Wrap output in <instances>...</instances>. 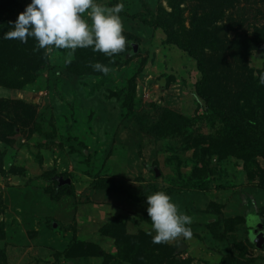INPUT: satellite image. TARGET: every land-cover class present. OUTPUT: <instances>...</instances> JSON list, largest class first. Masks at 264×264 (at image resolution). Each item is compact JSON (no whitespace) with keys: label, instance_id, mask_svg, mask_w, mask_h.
Masks as SVG:
<instances>
[{"label":"rangeland","instance_id":"374dc122","mask_svg":"<svg viewBox=\"0 0 264 264\" xmlns=\"http://www.w3.org/2000/svg\"><path fill=\"white\" fill-rule=\"evenodd\" d=\"M217 1L122 0L129 44L108 57L37 51L34 38L9 54L20 41L3 35L31 0H0V105L11 104L4 110L16 127L0 140V264H232L241 247L264 264L243 221L264 218V156L254 152L264 117L254 121L256 95L242 86L248 69L257 81L264 74V0H223L234 8L221 6L226 17L210 26L229 43L211 67L234 64V53L246 68L208 84L237 108L231 120L213 117L197 94L198 60L169 41L170 24L192 34L195 12ZM232 14L244 22L229 27ZM97 61L108 75L90 67ZM248 120L261 138L242 137ZM155 191L193 217L191 238L152 242L146 200Z\"/></svg>","mask_w":264,"mask_h":264},{"label":"clouds","instance_id":"9594fccd","mask_svg":"<svg viewBox=\"0 0 264 264\" xmlns=\"http://www.w3.org/2000/svg\"><path fill=\"white\" fill-rule=\"evenodd\" d=\"M124 7L122 0L113 6L97 0H31L11 22V30L4 33L3 39L27 43L29 38H34L35 50L43 49L46 53L91 48L113 57L124 52L129 44L120 15ZM90 67L104 75L111 71L108 65L98 61ZM259 82L264 85V77ZM146 204L152 225L148 234L154 244L191 238L193 217L181 211L170 194L152 192L147 195ZM249 239L256 241L257 234L250 233Z\"/></svg>","mask_w":264,"mask_h":264},{"label":"trees","instance_id":"16d2710c","mask_svg":"<svg viewBox=\"0 0 264 264\" xmlns=\"http://www.w3.org/2000/svg\"><path fill=\"white\" fill-rule=\"evenodd\" d=\"M220 1H221V3H219ZM222 1L223 0H218L217 2H214V3L218 4L217 6H220L219 8H213V9H210L209 11L204 10L206 12L204 14H200V15H198L195 12L196 17H195L194 23H193L194 29L192 30V32H193L192 34L186 33L184 30H181L180 28L177 29V26L174 24L169 25V28H170L169 29V36H170L169 41L171 42L170 44L177 45L179 48L187 51L191 56H193L194 58H196L198 60V68L201 72V80L198 81V83H197L198 84L197 88H196L197 94L200 95V97H202L203 99H207L210 102V108L217 115V116H213L215 118L227 116V114L232 109H234L235 107H233L232 104H228L225 100H223V101L215 100L216 96L214 97L213 92L210 93L207 91V88L209 87L208 84H222V82H221L222 80L225 79L226 81H228L227 78H230L233 76H236V80H237L238 76L240 74L239 69H241V70L246 69L244 67L243 62L239 61L238 56L234 53L231 54V59L234 60V64H227V65H225L227 67L223 66L221 69H219V65H216L213 62V65L215 67H211L212 57L217 56L218 58L223 59V58H225L224 52L228 53L226 50L229 49V47H228L229 43H226L227 39H222L220 34L217 32L218 31L217 29H215V30H217L216 31L217 33H215V31H213V30H210L211 24H214L216 20L219 21L220 19H224L226 17L225 8L221 7V6H225L226 4H222ZM235 3H236V1H230L226 5V8H234ZM201 6H204V5L201 4ZM237 13H239V12L237 11ZM237 17H238V15H234V14H232L230 16L227 15V22H228L229 27L233 28L234 26L241 25V23L244 22L243 18H237ZM175 27L177 30L175 29ZM261 30L262 29L258 28V31L261 32L260 34H263L262 33L263 31H261ZM260 40L261 41L263 40V42H264V38L260 39ZM11 44L12 45H10L9 48L7 49L9 54H10L9 49H14L16 52H18L19 49H25L23 46L29 45V43L25 44L22 42H19V43L12 42ZM207 45H211L210 48L208 49L209 54H207V52L205 50V48L208 47ZM233 47L235 48L234 45H233ZM2 52L3 51L0 50V57H2V55H5V53H6L5 51H4V53H2ZM227 61H228V59H226V62ZM230 63H232V62H230ZM223 68H224V70H223ZM249 74H250V77L248 79ZM242 77L245 78L246 84L245 83L242 84L241 79L239 81V84H242V86L244 87L243 89H245L246 91H249L250 93L254 92V94L256 95V100H255L256 103H254L252 105L251 111L253 112L252 117H254V115L256 114L253 119H254V121H257L258 117H264V85L260 84V82H259L260 79H258V81L256 79H254L253 74L249 69H248L247 73H245L244 75L242 74ZM263 77H264V74H263ZM234 99L236 101L234 104H237L238 103L237 98L234 97ZM6 102L1 103V105H0V140L3 138L2 137L3 133L15 132L14 130L16 128L13 125L14 122L11 121V123H10V120H7L8 118H6V116L8 114L7 115L5 114L4 109H8V106L11 108V104H8ZM216 103H218V104H216ZM17 109H18V107H17ZM235 109H237V108H235ZM259 111H260V114H259ZM4 114H5V116H4ZM5 118H6V120H5ZM231 119H232V117L229 118V115H228L227 120H231ZM246 123L247 124L244 126L243 129L240 128V133H242L241 135L243 138H246L245 137L246 134H250V135L255 134L254 136H259V137L261 136L260 134H258L257 132L254 131L255 126H251V123L249 120L246 121ZM200 140L204 141V138L200 139ZM246 145H247L246 149H248V150L251 149L247 143H246ZM262 145H260L261 147L257 148L254 152L256 154L264 156V149L262 148L264 145L263 146ZM210 154L211 153H209V155ZM253 216L254 217L257 216L260 219V224L258 223L255 226H252L250 224L251 213L243 218V221L247 227L249 235H250V233H253L256 229H258V232L261 230H264V221H263L264 218H262V216L260 214H258V213L256 214V212L254 213ZM248 241H249L248 243L251 244L252 246L258 247V245L255 241H252L251 239H249ZM248 248L249 247H247V248L241 247L240 248L241 249L240 256L235 257V261L232 264H254L253 258H251L250 256H246ZM262 249H264V247ZM243 258H246L244 260V262L242 261Z\"/></svg>","mask_w":264,"mask_h":264},{"label":"water","instance_id":"95a60500","mask_svg":"<svg viewBox=\"0 0 264 264\" xmlns=\"http://www.w3.org/2000/svg\"><path fill=\"white\" fill-rule=\"evenodd\" d=\"M253 233L257 234V239L255 242L257 243L258 247L262 249L264 247V230L258 232V229H256Z\"/></svg>","mask_w":264,"mask_h":264}]
</instances>
